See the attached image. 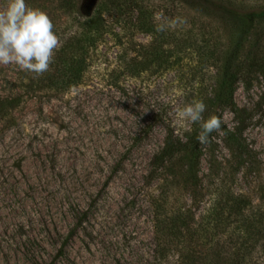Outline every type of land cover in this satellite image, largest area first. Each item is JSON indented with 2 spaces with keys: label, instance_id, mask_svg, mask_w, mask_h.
I'll return each instance as SVG.
<instances>
[{
  "label": "rangeland",
  "instance_id": "obj_1",
  "mask_svg": "<svg viewBox=\"0 0 264 264\" xmlns=\"http://www.w3.org/2000/svg\"><path fill=\"white\" fill-rule=\"evenodd\" d=\"M74 1L68 10L58 0H25L49 15L60 39L102 2ZM128 2L124 10L145 4L154 24L161 14L185 20L169 30L191 46L150 57V33L131 27L121 46L104 35L91 48L82 82L67 91L50 85L48 71L34 78L0 66V264H188L176 248L162 260L153 256L151 199L161 182L149 173L150 160L166 131L187 133L178 109L208 103L217 72L243 62L249 49L264 50V16L247 17L264 11V0ZM196 45L214 52L213 65L197 61ZM125 46L145 66L133 76L118 59ZM248 82L234 83V105L222 112L242 145L228 148L218 131L202 144L199 184H186L176 165L177 177L159 198L168 213H180V237L201 257L197 264L234 250L235 200L245 211L264 210V70ZM219 111L213 102L208 113ZM262 243L251 261L263 258Z\"/></svg>",
  "mask_w": 264,
  "mask_h": 264
},
{
  "label": "trees",
  "instance_id": "obj_2",
  "mask_svg": "<svg viewBox=\"0 0 264 264\" xmlns=\"http://www.w3.org/2000/svg\"><path fill=\"white\" fill-rule=\"evenodd\" d=\"M58 1L64 9L71 10L74 7V0ZM129 3L128 0H102L98 10L83 14L80 28L76 32L60 39L62 46L55 51L51 69L47 72V80L52 87L67 91L73 86L79 85L90 65L91 48L96 46L100 40L104 42V35L109 34L108 36L113 37L115 45L121 46L123 42L121 39L132 31V28L150 33L153 35V41L156 42V45L151 48L152 52L150 53L153 55L150 57H155L157 54L161 56L163 53L169 56L176 49H187L191 46L189 42L186 43L185 36H175L172 30L156 31V24L149 19L145 4H138L139 7L136 6V10H124ZM255 16H264V11L251 13L247 17ZM180 44H182V47ZM166 45L169 47H165ZM193 48L197 51V61L199 63L213 65L212 59H215L213 51L203 45H196ZM127 50L128 47L126 46L120 49L118 59L122 65V71L128 76H133L138 74L145 66L141 64L143 61H134L135 56H129ZM263 68L264 50L254 52L249 49L243 58V62L232 63L225 66L222 73L217 72V78L215 79L216 91H213L208 103H206L208 100H203L206 105L205 113H207L203 114L204 119L214 115L222 121V112L226 109L231 110L234 105V83L239 79L250 83L248 81L252 79V75L262 73ZM213 102L220 111L209 114L208 110H210ZM211 110L215 111L214 108ZM191 128V132L182 135L174 134L172 130L166 131L161 146L151 157L149 173L154 174L155 179L161 182L160 193L151 199L154 238L156 240L153 256L162 260L173 248H176L181 251L186 263L197 264L196 260L201 257L193 249H190L187 241H183L180 237V235L183 237L181 234L183 225L180 213L175 210L168 213L164 204L159 200L166 194L168 187L172 185L171 179L177 177L176 165L180 166L181 176H183L186 184L191 186L199 184L197 166L203 151V145L197 139L200 125L195 123L191 125ZM237 128L236 126V129H230L225 123L222 122L221 124L219 131L223 134V139L228 148L242 145L241 132ZM215 135H217V132H212L209 139ZM170 173L172 175L169 178ZM239 203L241 202L235 200L234 205L231 207L232 209L235 206L237 207L235 210L240 211L236 219V225L232 227L234 236L229 235L234 250H231V254L226 255L223 259H220L221 254L211 255V264H264V256L261 260L251 261L249 258L253 246L261 238L263 241L262 247L264 248V210L251 205L249 206L251 210L245 211L246 208L239 206ZM241 208L242 210H240Z\"/></svg>",
  "mask_w": 264,
  "mask_h": 264
},
{
  "label": "clouds",
  "instance_id": "obj_3",
  "mask_svg": "<svg viewBox=\"0 0 264 264\" xmlns=\"http://www.w3.org/2000/svg\"><path fill=\"white\" fill-rule=\"evenodd\" d=\"M156 31L175 29L186 23L177 17L156 18ZM62 46L54 32V24L49 15L28 6L25 0H6L0 7V66L14 65L19 70L33 73L34 78L49 71L55 51ZM206 105L203 101H193L177 110V117L184 131L191 132V124L199 123L197 136L201 144L209 143V135L218 132L222 121L217 116L204 119Z\"/></svg>",
  "mask_w": 264,
  "mask_h": 264
}]
</instances>
